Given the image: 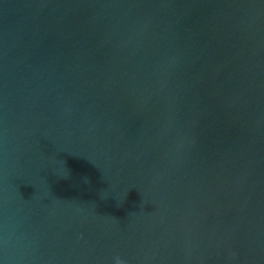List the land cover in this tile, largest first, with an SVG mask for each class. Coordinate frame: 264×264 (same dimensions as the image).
I'll use <instances>...</instances> for the list:
<instances>
[{
  "label": "water",
  "instance_id": "water-1",
  "mask_svg": "<svg viewBox=\"0 0 264 264\" xmlns=\"http://www.w3.org/2000/svg\"><path fill=\"white\" fill-rule=\"evenodd\" d=\"M264 264V0H0V264Z\"/></svg>",
  "mask_w": 264,
  "mask_h": 264
},
{
  "label": "clouds",
  "instance_id": "clouds-1",
  "mask_svg": "<svg viewBox=\"0 0 264 264\" xmlns=\"http://www.w3.org/2000/svg\"><path fill=\"white\" fill-rule=\"evenodd\" d=\"M115 264H126L119 256L115 257Z\"/></svg>",
  "mask_w": 264,
  "mask_h": 264
}]
</instances>
